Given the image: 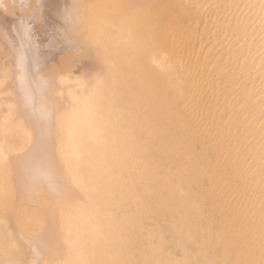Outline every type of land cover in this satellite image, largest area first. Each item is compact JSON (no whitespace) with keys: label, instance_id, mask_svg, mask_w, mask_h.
Returning <instances> with one entry per match:
<instances>
[{"label":"bare ground","instance_id":"obj_1","mask_svg":"<svg viewBox=\"0 0 264 264\" xmlns=\"http://www.w3.org/2000/svg\"><path fill=\"white\" fill-rule=\"evenodd\" d=\"M0 264H264V0H0Z\"/></svg>","mask_w":264,"mask_h":264},{"label":"rangeland","instance_id":"obj_2","mask_svg":"<svg viewBox=\"0 0 264 264\" xmlns=\"http://www.w3.org/2000/svg\"><path fill=\"white\" fill-rule=\"evenodd\" d=\"M38 29H39V27H35V28H34V31H35V32H38V31H37ZM45 39H46V37H45Z\"/></svg>","mask_w":264,"mask_h":264}]
</instances>
